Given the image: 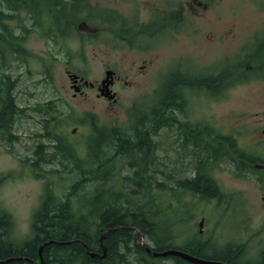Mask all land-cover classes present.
<instances>
[{
    "label": "rangeland",
    "instance_id": "374dc122",
    "mask_svg": "<svg viewBox=\"0 0 264 264\" xmlns=\"http://www.w3.org/2000/svg\"><path fill=\"white\" fill-rule=\"evenodd\" d=\"M157 1L86 0V6L90 10H101L98 12L99 16L105 22L111 21L112 25L102 24L92 17H80L73 20L75 25L63 21L69 25V30H66L64 35L58 33L55 39L42 36L40 30L28 29L22 42L20 40V48L23 50L21 53L33 56L18 54V57L26 61H22L20 66L12 71V76L16 75L18 79L13 96L23 108L24 114L15 124L13 139L7 143L0 138V208L11 216V237L14 240L22 241L29 235L32 212L42 199L41 195L46 193V185H49L50 191L57 199L64 198L69 193L72 182L80 176L77 164L88 168L84 162L86 152L81 140L86 141L88 137L89 129L86 124L89 119L93 122L95 120L99 125L125 127L126 118L130 117L136 108L141 110L153 101L158 93V85L171 64L181 74L188 71L196 75L208 73L207 68L223 65L241 54L245 55V50L250 45L254 50L257 38H264V0ZM150 7L161 17L166 16L171 7L178 10L179 15L176 19H166L165 23L159 21L152 25L150 30L158 29V33L153 37L138 40L137 43L141 45L127 44V39L134 38L139 30H144V24L153 21V14L150 15L147 10ZM107 9L119 12L120 16L127 15L129 27L134 25V10L137 9V22L134 27L138 26L133 34L127 32L124 21L121 22L124 27L120 24V16L117 19L114 14L105 12ZM48 13L54 15L50 10ZM8 24L11 28L20 25L14 21H8ZM121 27L127 33L123 32ZM14 32L18 34V31ZM139 37L137 36L138 39ZM243 58L248 72L259 68L260 63L254 61L252 56ZM142 64H146V71L139 69ZM105 68H111L120 76V81L113 86L117 102L108 103L107 99L96 95V89L89 87L84 88L82 95H73L66 70L78 72L77 74L84 75L85 79L98 82L103 77ZM241 72L243 71L235 69L226 72L223 76L226 86L219 92L209 94L201 91L190 94L186 114L178 112V116L211 124L219 133H226L227 136L229 133H237L240 139L248 138L252 126L264 125V77L251 75L247 79L234 80L236 74H248ZM46 102L50 103L51 108L58 110L56 114L62 121L68 119L65 126L57 123L54 127L55 134L62 139L63 144L52 152L49 164L45 162V154H34L39 142L47 143L46 139L38 135L44 133L45 129L42 127V115L36 109ZM73 127L75 132L71 133ZM207 134L204 131V135L209 139ZM156 139L159 141L160 162L174 168V150L178 147L170 129L162 128ZM55 140L57 139L50 142L57 144ZM71 143L78 148L74 152L80 160L63 156L66 147L74 148ZM189 145V148H192V145ZM179 149L180 155H184L186 150ZM38 160L39 163L35 164ZM116 162V166L123 167L121 172L125 174L124 161L117 159ZM156 168L158 171L155 176L161 177V180L167 179L170 168L161 165ZM214 177L216 182L220 183V191L226 198L223 203L227 206L221 211L216 204L185 191L175 189L174 193L163 197L176 199L179 208H176V211L183 216L176 228L180 235L174 236L173 242L189 243L190 238L196 235L198 222L202 218L203 240L204 235L209 234L211 241L216 239V243L220 237L233 234L229 237L232 243L244 244L247 249L258 250L263 246L261 243H264V196L261 190L255 186L248 174L235 176L229 171H219L214 172ZM123 181L124 183L114 185H121L125 190L133 187L130 179L128 183L126 179ZM93 185L91 182L84 184L68 195L75 208L86 210L87 198L82 201L80 195L92 194L95 190ZM219 214L221 218L216 221ZM204 217L207 220H204ZM212 227L215 234L211 235L209 232ZM245 232L250 235L249 239L244 237ZM103 237L101 235L99 238ZM143 241H147V238L144 237ZM164 264L177 263L173 258H168L164 260Z\"/></svg>",
    "mask_w": 264,
    "mask_h": 264
},
{
    "label": "trees",
    "instance_id": "16d2710c",
    "mask_svg": "<svg viewBox=\"0 0 264 264\" xmlns=\"http://www.w3.org/2000/svg\"><path fill=\"white\" fill-rule=\"evenodd\" d=\"M79 2V0H67L63 3L61 0H0V132L2 134L13 139L12 115L21 112L13 96L17 76H12V71L20 66L22 61H26L18 57V54H23L20 47L25 35L22 36L20 33L17 35L14 32L17 29L22 32L28 30L26 24L22 22L21 13H25L27 21L30 20V24L27 25L32 30L38 31L44 28L46 32H49L56 28L57 31L60 29L61 17L72 18L83 11L82 6L78 8L80 4L77 6ZM82 5H84L83 2ZM49 10L54 15L48 13ZM90 11L93 12V10ZM103 20L100 17L99 22H105ZM8 21H14L20 25H17V28H11ZM66 23L64 28L69 27ZM108 23L112 24L111 21ZM260 40L256 43V48L248 54L254 58V61L260 63L259 72H247V75L236 76L235 79H247L251 75L264 76V38ZM25 56L33 57L29 53ZM244 63L245 60L238 57L227 63L224 62L223 65L207 68L208 73H197V75L188 71L185 74L179 73L173 76L171 71H168L153 101L141 110L136 108V111L130 115L133 120L136 118L134 123L136 128L134 127L135 130L132 131L135 134L94 123L87 142L89 156L92 159L88 162L90 171L88 167L85 172V168L77 164L82 178L70 185V191L64 198L57 199L56 195L47 188L39 206L32 214L30 233L26 238L16 241L11 237V216L0 209V264H38V247L41 244L44 245L41 250L40 264H164V260L168 258H173L177 264H191L174 256L152 255L151 250L162 251L168 248H179L204 258V240L198 230L189 243L173 242L172 238L180 235L176 228L177 223L183 220V216L176 211V208L179 210L176 199L163 198L166 194L186 190L200 199H204V192L210 194L211 181L209 179L204 181V155H202L204 143L197 141V136L186 137L196 147V154L193 156L195 159L192 162L195 165L193 178L180 182L176 188L165 187L163 184L153 187L147 180L150 177L147 170L150 157L144 152L149 147V139L143 135L144 127L152 126L154 122L165 118L169 123L171 118H175V112L185 107L184 100H180L184 88L188 92L193 89H203L207 93L219 92L226 86V82L222 81L224 74L234 69L242 70L241 74H243L246 72ZM39 109L46 110L44 107ZM45 128H47L46 125ZM51 132L46 131L39 136H45L46 140L57 139L55 141L59 146L56 147H61L62 139ZM125 133L127 136H124ZM222 138L232 146L233 141L230 137L222 136ZM42 147L47 148V145L39 142L34 154L38 155L40 152L45 154V161L49 163L52 153L44 152L45 148ZM109 148H111V154L108 157L105 152ZM117 157L123 161V158L134 160V168L144 167L141 171L137 169L139 174L136 178H141L134 184L135 186L131 185L133 187L130 189L125 190V187L121 185H114L120 183L119 179L113 178L118 173L114 166V160ZM109 160L113 166L111 168ZM38 163L39 160L35 161V164ZM89 176L95 181L93 185L95 190L89 196L80 195L82 201L87 198L86 210L83 211L73 206L68 195L73 194L79 187H83L86 177ZM103 232H106L102 239L105 252L99 242V236ZM142 236L146 237L147 241H143ZM146 247L150 251H147ZM90 252L97 253L101 257L90 256ZM226 257L231 264H237L234 257L231 259L229 256ZM219 258L225 260L223 257Z\"/></svg>",
    "mask_w": 264,
    "mask_h": 264
},
{
    "label": "flooded vegetation",
    "instance_id": "af4514ba",
    "mask_svg": "<svg viewBox=\"0 0 264 264\" xmlns=\"http://www.w3.org/2000/svg\"><path fill=\"white\" fill-rule=\"evenodd\" d=\"M81 1V0H79ZM84 1V0H82ZM151 1V0H150ZM157 3L158 1L155 0ZM158 5V4H157ZM159 6V5H158ZM171 6V5H170ZM80 6H78L79 8ZM83 11L80 12L77 16H75V19L78 18H89L92 16L91 11L88 7H83ZM148 12L153 14L154 18L152 22H148L147 24L143 25L144 30L141 32H137L135 34L136 36L134 38L127 39V44L129 45H136L138 44V40L144 37H153L158 33V29H151V26L154 25L156 22H162L165 23L166 19H171L175 18L179 15L178 10H175L173 7H171L168 10V14L164 17H161L157 15L158 13L155 11L153 8H148ZM136 12V20L134 21L133 27H129L128 24V16L123 15L120 16L119 12H111L108 9L105 12H109L111 14H114L117 19H119V16L121 19H119L121 22L124 21V23L127 25V32H133L135 31L137 22V9L134 10ZM98 12H101L99 10ZM104 12V11H102ZM95 15V14H94ZM99 15V13H98ZM102 18V17H101ZM74 19V20H75ZM180 19V18H179ZM61 21H64V18L61 19ZM76 24V22H75ZM102 24L106 25H112L108 22H102ZM123 27L124 25L120 23ZM78 25V23H77ZM174 28V27H173ZM112 29L115 33V28L112 26ZM117 29V28H116ZM147 29V30H146ZM158 30V31H157ZM150 31H152L151 35L149 34ZM126 32V31H123ZM126 32V33H127ZM131 34V35H132ZM137 36H140L139 39ZM261 39V38H260ZM261 41V40H260ZM141 45V44H138ZM256 46V44H255ZM139 69L141 71H146L147 66L146 64H142L139 66ZM69 72V70H66V72ZM167 71H171L173 76H177L179 73L172 67V64L169 66V69ZM106 72H109L108 78H105ZM77 75V81L74 84L75 87L78 88V92L73 95H82L84 93V88L89 87L90 89H96V95L98 96V93H100L99 90H103V92H108V95L110 93L114 94V99L113 100H108V103H115L117 102V94L116 91L113 89V86L115 83L120 81V76L115 73L111 68H105L103 71V77L98 81V82H92V85H84L83 84V76L81 74H77L78 72H70ZM105 78V81L102 83L101 81ZM108 84V89L106 88V84ZM125 84H128L127 81H124ZM187 89L184 88L182 91V99L181 101L184 100V103L188 101L187 98ZM101 94V93H100ZM103 97V96H100ZM184 113V110L179 109L175 113ZM176 115V114H175ZM164 122H161V121ZM135 118H126L127 122V127H126V133L129 134H135L132 131L135 130L134 123ZM190 120L187 117H179L176 115L175 118H171L170 122L168 123V119H161L158 122H154L152 126H147L144 127L143 135L147 136L149 139V147L145 149V155L149 156V166L147 170H149L150 177L147 178L148 181H150L151 186H159L160 184H163L167 187H177L180 185V182L190 179L188 178V173L190 170H193L195 168V165L192 164L194 158L193 156L196 154V147L190 141L189 138H186L187 136H192V134L189 132V129L191 127V123L189 122ZM192 122V121H191ZM199 123V122H198ZM200 124V123H199ZM135 127V128H134ZM166 129L169 128L171 135L174 138L175 145L178 146L177 149L174 150V168H170L168 164H164L160 162V155H159V141L156 139V136L159 134L161 129ZM148 132V133H146ZM125 133L124 136H127ZM189 133V135H187ZM219 133V131H218ZM249 133V132H248ZM137 135V134H136ZM227 135L226 133H219L218 136L211 138L207 140L204 143V146L201 144V149L204 147V153L202 152V155H204V181H208V179L211 181L210 187H211V192L210 194H207L204 192V201L211 202L213 204H216L221 211L223 208H226V203H223L226 201L225 195H222L220 191V183L216 182V179L214 177V172H219V171H229L233 175H244L248 174V177L254 182L255 186L259 188L264 196V125L258 126V124L252 126L250 129V134L248 138L246 139H240L237 133H229L228 136H230L233 141L232 146H230L229 142L224 141L222 136ZM192 145V148L187 147L188 144ZM197 144V143H196ZM200 147V145H198ZM203 146V147H202ZM183 148L185 149L184 155H180V149ZM53 149V148H52ZM111 151V149H110ZM201 161V160H200ZM134 160H128L127 161V169L130 173V175L126 176L127 183L129 182V179L131 180V185L136 184L139 180H132V178H135L144 167H139V168H134ZM196 162H199L196 160ZM177 163H179V166H177ZM162 166L164 168H170L169 172H167V181H162L161 177L159 178L158 176H155L159 166ZM173 171H172V170ZM216 169V170H215ZM132 173V175H131ZM142 176V175H141ZM141 178V177H140ZM159 178V179H158ZM165 179V178H164ZM171 180V181H170ZM135 186V185H134ZM221 198V200H220ZM218 200H220L218 202ZM229 201V199H228ZM227 201V202H228ZM218 202V203H217ZM230 211V210H228ZM225 213L228 214V212L225 210ZM221 218L220 214L218 216V219ZM211 233V232H209ZM233 236V234H228L226 237H220L218 242H213L211 241V238L209 234L206 236L204 235V259L213 261V262H218L222 264H231V261L229 262L228 258L226 256L234 257L237 261V264H264V243L263 246L259 249L256 250L252 248L251 250H246V245H240L236 243H232L229 241V237ZM244 237L246 239H249L250 235H248L245 232ZM221 254L223 256H221ZM219 257H223L225 260L220 259ZM250 257H254L253 259ZM219 258V259H218Z\"/></svg>",
    "mask_w": 264,
    "mask_h": 264
},
{
    "label": "water",
    "instance_id": "95a60500",
    "mask_svg": "<svg viewBox=\"0 0 264 264\" xmlns=\"http://www.w3.org/2000/svg\"><path fill=\"white\" fill-rule=\"evenodd\" d=\"M108 74V73H107ZM107 95V94H104ZM110 96V95H109ZM108 96V97H109ZM112 97V96H110ZM104 236V234H103ZM41 249V247H40ZM102 250L105 251V247L102 246ZM154 255H160V256H166V255H176L179 256L189 262L195 263V264H219V263H214V262H210V261H205L203 258L194 256L192 254H189L185 251L179 250V249H168V250H164V251H159V252H153ZM93 256H97V257H101L98 254H92Z\"/></svg>",
    "mask_w": 264,
    "mask_h": 264
},
{
    "label": "bare ground",
    "instance_id": "6f19581e",
    "mask_svg": "<svg viewBox=\"0 0 264 264\" xmlns=\"http://www.w3.org/2000/svg\"><path fill=\"white\" fill-rule=\"evenodd\" d=\"M208 135L210 136V139H211V138H214V136H215L214 133H213L212 131L208 132L207 136H208Z\"/></svg>",
    "mask_w": 264,
    "mask_h": 264
}]
</instances>
